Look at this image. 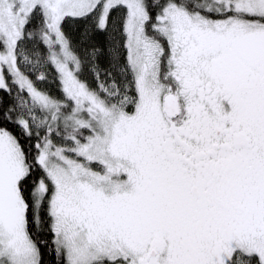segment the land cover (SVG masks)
<instances>
[{
  "label": "snow or ice",
  "instance_id": "snow-or-ice-1",
  "mask_svg": "<svg viewBox=\"0 0 264 264\" xmlns=\"http://www.w3.org/2000/svg\"><path fill=\"white\" fill-rule=\"evenodd\" d=\"M45 254L264 264V0H0V264Z\"/></svg>",
  "mask_w": 264,
  "mask_h": 264
},
{
  "label": "trees",
  "instance_id": "trees-1",
  "mask_svg": "<svg viewBox=\"0 0 264 264\" xmlns=\"http://www.w3.org/2000/svg\"><path fill=\"white\" fill-rule=\"evenodd\" d=\"M67 28H68V30H69L73 35L76 34L77 29H76V25H75V24L69 22V25H67ZM54 94H55V93H54ZM45 238H47V237H45ZM44 260H45V264H51V257H50V255L45 254V256H44Z\"/></svg>",
  "mask_w": 264,
  "mask_h": 264
}]
</instances>
